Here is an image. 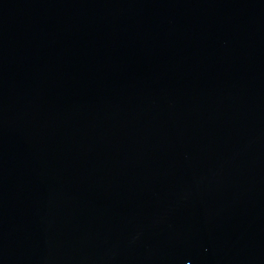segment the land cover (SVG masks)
Masks as SVG:
<instances>
[{
    "label": "water",
    "instance_id": "obj_1",
    "mask_svg": "<svg viewBox=\"0 0 264 264\" xmlns=\"http://www.w3.org/2000/svg\"><path fill=\"white\" fill-rule=\"evenodd\" d=\"M0 264H264V0H0Z\"/></svg>",
    "mask_w": 264,
    "mask_h": 264
}]
</instances>
